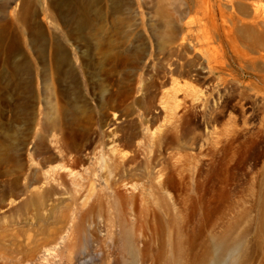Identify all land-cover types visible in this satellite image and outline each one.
<instances>
[{"label": "rangeland", "instance_id": "obj_1", "mask_svg": "<svg viewBox=\"0 0 264 264\" xmlns=\"http://www.w3.org/2000/svg\"><path fill=\"white\" fill-rule=\"evenodd\" d=\"M254 9L259 47L264 0H0V257L125 264L116 197L139 264H264V72L209 39Z\"/></svg>", "mask_w": 264, "mask_h": 264}, {"label": "bare ground", "instance_id": "obj_2", "mask_svg": "<svg viewBox=\"0 0 264 264\" xmlns=\"http://www.w3.org/2000/svg\"><path fill=\"white\" fill-rule=\"evenodd\" d=\"M242 13H244L245 15H249V12L248 11H241ZM259 11H257V9H254V11H251V18L249 20H245V19H242V18H239V20H237V22H233L231 25H227L225 24L224 22L223 23H219L218 20L219 18H217L215 15L213 14H210L209 16V19L211 20V28H210V31H209V39L212 43H215V42H220L222 39H226L229 44H230V49L234 52V56L236 57V60L238 61L239 63V66L241 68V70L243 72H246L247 70H253V71H256L257 70V74L259 73H262L264 72V39L262 38V43L260 44L259 47H257V24H259L257 22L258 20V17H257V14H258ZM248 24V25H247ZM192 26L191 22L188 23V27ZM263 28H264V25H263ZM173 35H172V38L176 37L178 34H180V30L179 28H173ZM236 34L238 36H240L244 41L248 42V46H247V49L248 51H245L243 49H241L235 42H234V38L236 36ZM192 36V33H188V34H182V42H186L188 39H190V37ZM184 45V44H183ZM185 49V48H184ZM197 51L204 57V59L207 61V68L210 72H218V71H221L219 69H217L218 67L216 66V64L214 65V60L211 56H209L204 50H201V49H197ZM222 64V70H228L227 69V66L229 64ZM223 72V71H222ZM263 74V73H262ZM229 76H233V74H228ZM188 90L189 92H191V94L197 98L199 95H202V91H199L196 89V86L191 83V82H187L185 81L184 84H181V82L179 81L178 78H173L172 80V96H173V102L172 104H167V103H163V105L166 106V108L168 109H178L180 108L181 106V101H176L175 99V96L177 93H179L180 91H183V90ZM184 90V91H185ZM153 134V133H152ZM112 143H115L114 141ZM119 146L118 145H115V147L113 148V152L116 153L118 156L119 159H122L123 161L122 162H117V163H114V164H109L107 161H106V164H105V167L106 169L109 171V174H113V172H116L117 173V170H122L121 172H126V174H128L130 172L131 169H129L128 167L134 162V157L133 156H129L128 154H125L123 152H121V150L118 148ZM132 154V153H131ZM104 156H102L101 158V162H103ZM104 167V168H105ZM117 169V170H115ZM119 170V171H120ZM120 172V174H121ZM115 174V173H114ZM122 176V175H121ZM108 178V177H107ZM126 179V178H124ZM109 190V189H108ZM46 193L48 192H44L41 196V198H44L43 196H46ZM57 193V192H56ZM90 193V192H89ZM52 194V193H51ZM33 197V196H32ZM41 198L39 199L41 202H38L37 200V203L34 201L33 199V204H35L33 207L34 209H36L35 211H37V205L38 204L39 206L42 204V200ZM32 199V198H31ZM52 199V198H51ZM44 200V199H43ZM97 200V199H96ZM27 205H30V198L29 200H27ZM47 201V200H45ZM53 201V200H52ZM62 202V201H60ZM110 203V206L115 210L117 211V213H119V219H118V223L121 225L122 228L121 229V244L120 246L118 245V247L121 248L122 252L124 253V262L125 264H139V261L141 260L140 259V256H141V253L140 251L138 250L137 246H136V242H135V233H134V230H135V225L134 224H127L124 220V218L120 215V213L122 214V211H121V201L114 197V199L112 201L109 202ZM25 203H23L24 205ZM43 204L46 205V202L44 203L43 201ZM56 204V203H55ZM97 203L93 204V206H95ZM27 205H25L24 207H26ZM32 205V204H31ZM30 205V209H33L32 206ZM21 206V205H20ZM55 206V205H54ZM53 208V206H51ZM55 208V207H54ZM92 208V207H91ZM27 209V208H26ZM30 209H27L28 211ZM49 209V208H48ZM128 209V208H127ZM53 210V209H52ZM91 210V209H90ZM20 211V210H19ZM40 211V210H39ZM93 211V210H92ZM95 211V210H94ZM127 211V210H126ZM31 213V210L29 211ZM28 212V214H29ZM38 212V211H37ZM41 212V211H40ZM85 212V211H84ZM19 213V212H18ZM23 213V212H22ZM36 213V212H35ZM50 214L51 211L49 212ZM48 213V214H49ZM124 213V212H123ZM25 214V213H24ZM33 215V213H31ZM56 214V213H55ZM82 214V213H81ZM88 214H90V211L88 210ZM87 214V215H88ZM35 215V214H34ZM33 215V216H34ZM40 215V214H39ZM58 217V215H57ZM56 217V218H57ZM63 217V216H62ZM61 217V218H62ZM93 217V216H92ZM51 218V217H49ZM22 219V218H20ZM30 219V218H29ZM28 219V220H29ZM53 219V217H52ZM60 219V218H59ZM63 219V218H62ZM58 220V219H57ZM25 221V220H24ZM37 221V220H36ZM61 221V220H60ZM66 221V220H65ZM84 221V220H83ZM59 222V221H58ZM63 222V221H62ZM82 222V221H81ZM57 223V222H56ZM61 223V222H59ZM27 224V223H26ZM38 224V223H37ZM53 224V222H52ZM72 224V223H71ZM74 224V223H73ZM55 225V224H54ZM53 225V226H54ZM58 225V223H57ZM22 226V225H21ZM62 226V225H61ZM73 226V225H72ZM79 226V225H78ZM60 227V226H59ZM75 227V226H74ZM37 228V227H35ZM78 229V227H75V231ZM33 229V228H32ZM54 230V228H51ZM56 229V227H55ZM35 231V229H33ZM50 230V228H49ZM58 230V229H57ZM9 231V230H8ZM32 231V230H31ZM52 231V230H51ZM49 231V232H51ZM55 231V230H54ZM37 232V231H36ZM35 233V232H34ZM16 234V233H15ZM19 233L16 234V237ZM38 234V233H37ZM33 234H31L32 236ZM36 235V234H35ZM40 235V234H39ZM75 236V235H74ZM33 237V236H32ZM31 237V240L33 242V238ZM38 237V236H36ZM36 237H34L36 239ZM79 239V242L77 243V251H73V249L71 251H68V255H66V260L64 261L65 264H70L74 259H75V253L76 252H80L84 243H85V240L78 238ZM76 239V240H78ZM31 240H30V243H31ZM44 240V239H43ZM42 239L39 240L37 242H41L43 241ZM29 241V240H28ZM27 241V242H28ZM45 241V240H44ZM48 241V240H47ZM14 242V241H13ZM12 242V243H13ZM35 242V241H34ZM33 242V243H34ZM46 242V241H45ZM56 242V241H55ZM36 243V242H35ZM44 243V242H43ZM32 245V243H31ZM43 245V244H42ZM47 245V243L45 244ZM101 246V244H99ZM18 246V245H17ZM69 246V245H68ZM37 247V246H36ZM117 247V246H116ZM17 248V247H16ZM115 248V247H114ZM13 249V248H12ZM14 252V251H13ZM10 253V252H9ZM15 253V252H14ZM11 254V253H10ZM23 255V254H22ZM25 256V255H24ZM28 256V255H27ZM59 256V255H58ZM14 257L16 258V256H13L12 255H8V256H2L0 257V261H1V264H16L14 263L15 261L14 260ZM30 257V255H29ZM28 257V258H29ZM143 258V257H142ZM33 259V258H32ZM60 260H63L62 257H60ZM143 260V259H142ZM141 262V261H140ZM26 263V262H25Z\"/></svg>", "mask_w": 264, "mask_h": 264}]
</instances>
